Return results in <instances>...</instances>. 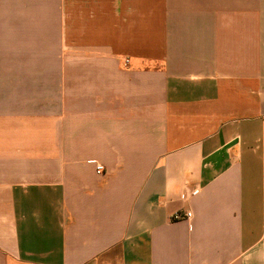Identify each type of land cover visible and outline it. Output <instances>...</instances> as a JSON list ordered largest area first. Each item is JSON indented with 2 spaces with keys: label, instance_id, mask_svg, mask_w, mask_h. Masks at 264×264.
Segmentation results:
<instances>
[{
  "label": "crops",
  "instance_id": "obj_1",
  "mask_svg": "<svg viewBox=\"0 0 264 264\" xmlns=\"http://www.w3.org/2000/svg\"><path fill=\"white\" fill-rule=\"evenodd\" d=\"M0 264H264V0H0Z\"/></svg>",
  "mask_w": 264,
  "mask_h": 264
},
{
  "label": "built area",
  "instance_id": "obj_2",
  "mask_svg": "<svg viewBox=\"0 0 264 264\" xmlns=\"http://www.w3.org/2000/svg\"><path fill=\"white\" fill-rule=\"evenodd\" d=\"M126 61L128 62V60ZM103 169H104V166L102 164L97 165L98 172H101ZM197 192H198L197 190L194 191V193H197ZM191 216H192V212L190 211H187V212L179 211L173 215V219L174 220L183 219V218L187 219V218H190Z\"/></svg>",
  "mask_w": 264,
  "mask_h": 264
}]
</instances>
